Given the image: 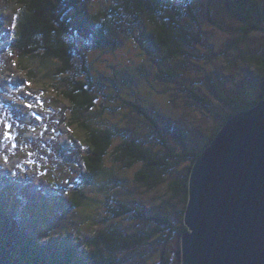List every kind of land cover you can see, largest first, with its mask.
<instances>
[{"label": "rangeland", "instance_id": "374dc122", "mask_svg": "<svg viewBox=\"0 0 264 264\" xmlns=\"http://www.w3.org/2000/svg\"><path fill=\"white\" fill-rule=\"evenodd\" d=\"M181 2L170 0V12ZM190 2L191 11L182 8V16L196 26L203 42L193 43L187 49L189 56L171 62L158 61L159 51L152 46L145 17L138 23L133 18L112 17L119 21L110 30L116 41L113 48L73 40L96 84L95 107L87 116L92 127L113 129L124 119L127 130L122 133L137 134L140 140L159 147L145 121L122 107V97L155 112L159 125L169 119L183 127L189 146H194L204 142L218 127L220 116L227 114L219 97H251L257 93L262 73L256 60L264 57V31L243 36L242 24L223 8L221 0ZM119 3L81 0L80 7L94 17L108 14ZM15 10L13 4L5 6L0 1V185L5 186L0 189L1 207L42 243L46 238L62 240L65 236L85 244L99 229L110 226L126 234L152 230V223L111 215L107 196L144 207L147 215L167 216L175 229L182 222L184 203L175 196L172 185L185 173L187 162L164 176L156 188H149L136 182L140 165L123 167L110 150L103 163L106 173L112 172L107 188L100 189L105 179L96 178L92 186L82 188L87 199L81 206L69 207L79 186L77 172L83 171L79 157L88 152L84 134L70 122L71 110L61 96L65 78L71 74H58L55 60L20 58L5 50L13 34ZM190 89L201 99L195 98ZM169 136V144L181 151ZM117 142L118 137L114 145ZM23 201L32 204L26 206ZM167 233V242L152 240L126 255L123 264H163L164 257L167 264H181L180 239L173 231Z\"/></svg>", "mask_w": 264, "mask_h": 264}, {"label": "trees", "instance_id": "16d2710c", "mask_svg": "<svg viewBox=\"0 0 264 264\" xmlns=\"http://www.w3.org/2000/svg\"><path fill=\"white\" fill-rule=\"evenodd\" d=\"M0 1L5 6L13 4L16 7L13 34L5 50L13 51L20 58L38 56L46 61L55 60L59 64L58 74H71L69 79L65 78V89L61 91V96L71 110L70 122L84 134L88 152L79 157L83 171L77 172L79 186L70 198L69 207L77 209L81 206L87 199L82 188L92 186L96 178L105 179L100 189L107 188L112 172L107 174L103 163L110 150L113 151L114 160L123 167L140 165V170L135 175L136 182L149 188H156L164 176L172 174L180 164L188 163L181 179L172 185L173 193L184 203L181 212L182 222L175 229L167 216L158 214L150 216L147 215L144 207L134 206L135 203L128 201L110 199V196H107V206L109 204L111 215L132 216L140 221L152 223V230L126 234L119 228L110 226L99 229L85 244L78 241V238L72 241L65 236L62 240L46 238L42 243L35 236L28 235L17 219L0 205V264H123L126 255L144 244L152 240L162 244L167 242L169 237L167 231L175 232L181 240L182 235L187 231L183 224V214L191 168L231 117L255 108L263 100L264 57H258L256 60L262 73L257 93L251 97L241 95L230 98L219 97L228 109L227 114L220 116L218 127L204 142L194 146H189L183 127L169 119H165L163 124L159 125L154 119L155 112L136 100L120 97L123 102L122 107H126L128 113L132 112L133 116L145 121L151 133L156 136L155 140L158 142L155 145L159 146L156 148L151 146V143L140 140L137 134L122 133L127 130V122L124 119L122 125H114L113 129L92 127L89 124L87 116L95 107L96 97L93 92L96 84L86 58L73 40L88 42L98 48H113L116 46V41L111 37L110 30L117 20H112V17H119L120 20L133 18L137 21L135 23L145 17L150 27L148 32L152 46L160 53L157 54L158 61L171 62L186 57L187 49L192 48L193 43L203 42L196 26L182 16V8L191 11L193 5L190 0H183L174 12H170L172 9L170 0H120V3L108 14L99 13L94 17L86 15L80 7L81 0ZM221 1L223 8L242 24L243 36L264 31L263 0ZM192 22L196 23L194 17ZM136 40L139 42L138 38ZM190 90L195 98H200L195 90ZM164 132L167 134L165 135ZM169 135L181 147V151L175 150L172 144H169L167 139ZM116 137L119 138V142L114 145ZM3 187H5L3 184L0 185V189ZM14 194L26 198L17 192ZM29 202L27 204L23 201L26 206L32 204L31 201ZM163 253L166 254V251ZM162 263H168L165 257Z\"/></svg>", "mask_w": 264, "mask_h": 264}, {"label": "water", "instance_id": "95a60500", "mask_svg": "<svg viewBox=\"0 0 264 264\" xmlns=\"http://www.w3.org/2000/svg\"><path fill=\"white\" fill-rule=\"evenodd\" d=\"M183 224L181 264H264V98L194 162Z\"/></svg>", "mask_w": 264, "mask_h": 264}, {"label": "snow or ice", "instance_id": "6c2138e0", "mask_svg": "<svg viewBox=\"0 0 264 264\" xmlns=\"http://www.w3.org/2000/svg\"><path fill=\"white\" fill-rule=\"evenodd\" d=\"M9 55H11V53H9Z\"/></svg>", "mask_w": 264, "mask_h": 264}]
</instances>
